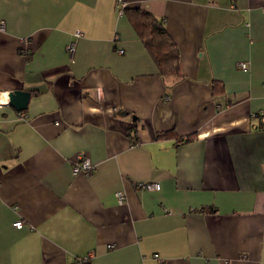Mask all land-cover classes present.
Here are the masks:
<instances>
[{
  "label": "crops",
  "instance_id": "obj_1",
  "mask_svg": "<svg viewBox=\"0 0 264 264\" xmlns=\"http://www.w3.org/2000/svg\"><path fill=\"white\" fill-rule=\"evenodd\" d=\"M122 1L164 23L181 76L117 0H0V264H264V0Z\"/></svg>",
  "mask_w": 264,
  "mask_h": 264
},
{
  "label": "trees",
  "instance_id": "obj_2",
  "mask_svg": "<svg viewBox=\"0 0 264 264\" xmlns=\"http://www.w3.org/2000/svg\"><path fill=\"white\" fill-rule=\"evenodd\" d=\"M123 12L128 18L129 23H131L135 33L148 50L150 57L153 58L159 75L164 78L168 76H181L179 68V50L169 33L166 32L164 23L157 19L152 13L139 7H125ZM215 89H218V87H215ZM215 93H219V91H215ZM165 136V132L156 134V138ZM194 138L193 134L185 138L180 137L179 143H186ZM204 210L205 209H202V211Z\"/></svg>",
  "mask_w": 264,
  "mask_h": 264
},
{
  "label": "built area",
  "instance_id": "obj_3",
  "mask_svg": "<svg viewBox=\"0 0 264 264\" xmlns=\"http://www.w3.org/2000/svg\"><path fill=\"white\" fill-rule=\"evenodd\" d=\"M126 7V4L124 1L122 0H117L116 3V10L117 12H119L120 15H122L124 12V8ZM0 29L3 30V23L0 22ZM73 36L78 39L81 36V32L80 31H75ZM74 46H75V42H70L69 44L66 45L65 49L67 51V53L69 55H72L74 52ZM120 53H122V50H119ZM238 67L240 69H242L243 71H246V69H248V65L245 63H237ZM1 105V104H0ZM94 166L91 164L90 160L88 157H85L83 155H79L77 156V158L75 159V161L72 163V174H81L84 176H87L90 174V172L93 170ZM137 187H139L140 189L144 190V191H158V189L160 188V185L155 182H146V183H142L139 182L136 184ZM115 197L118 200V202L120 204L123 203L124 201V194L120 191L115 193ZM13 226L16 227L17 229L22 227V221L19 220L15 223H13ZM109 248H113V246L109 245ZM91 256L92 253L87 254L85 256H81L79 257L73 264H89L90 260H91Z\"/></svg>",
  "mask_w": 264,
  "mask_h": 264
},
{
  "label": "water",
  "instance_id": "obj_4",
  "mask_svg": "<svg viewBox=\"0 0 264 264\" xmlns=\"http://www.w3.org/2000/svg\"><path fill=\"white\" fill-rule=\"evenodd\" d=\"M30 93L19 89L13 90L7 94L8 104L17 111H25Z\"/></svg>",
  "mask_w": 264,
  "mask_h": 264
}]
</instances>
